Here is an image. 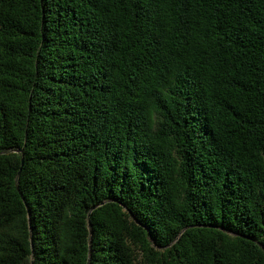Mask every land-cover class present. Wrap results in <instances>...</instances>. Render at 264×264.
<instances>
[{"label":"trees","instance_id":"obj_1","mask_svg":"<svg viewBox=\"0 0 264 264\" xmlns=\"http://www.w3.org/2000/svg\"><path fill=\"white\" fill-rule=\"evenodd\" d=\"M0 264H264V0H0Z\"/></svg>","mask_w":264,"mask_h":264},{"label":"water","instance_id":"obj_2","mask_svg":"<svg viewBox=\"0 0 264 264\" xmlns=\"http://www.w3.org/2000/svg\"><path fill=\"white\" fill-rule=\"evenodd\" d=\"M23 160V159H22ZM18 173H19V171H18Z\"/></svg>","mask_w":264,"mask_h":264}]
</instances>
